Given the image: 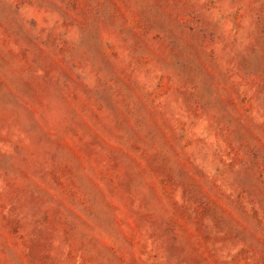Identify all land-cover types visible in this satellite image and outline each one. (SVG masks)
I'll return each instance as SVG.
<instances>
[{
    "label": "rangeland",
    "instance_id": "rangeland-1",
    "mask_svg": "<svg viewBox=\"0 0 264 264\" xmlns=\"http://www.w3.org/2000/svg\"><path fill=\"white\" fill-rule=\"evenodd\" d=\"M0 264H264V0H0Z\"/></svg>",
    "mask_w": 264,
    "mask_h": 264
}]
</instances>
